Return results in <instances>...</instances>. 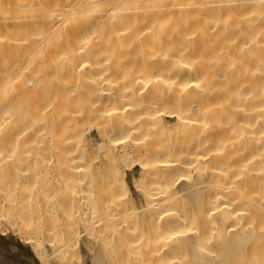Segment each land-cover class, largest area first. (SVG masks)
<instances>
[{"label":"bare ground","instance_id":"bare-ground-1","mask_svg":"<svg viewBox=\"0 0 264 264\" xmlns=\"http://www.w3.org/2000/svg\"><path fill=\"white\" fill-rule=\"evenodd\" d=\"M45 158L94 212L127 204L85 233L156 237L91 264H264V0H0V264H77L74 231L42 253Z\"/></svg>","mask_w":264,"mask_h":264},{"label":"rangeland","instance_id":"rangeland-1","mask_svg":"<svg viewBox=\"0 0 264 264\" xmlns=\"http://www.w3.org/2000/svg\"><path fill=\"white\" fill-rule=\"evenodd\" d=\"M83 129V128H82ZM90 129L85 127L84 132L88 133L90 132V135L92 136V141H95L94 138L97 137V132L95 129ZM82 143L79 145V149L81 154L83 155V157H86L87 155V150L86 147L83 145L85 139L84 136L81 138ZM94 144V142H92ZM159 144V143H158ZM93 147V146H92ZM86 150V151H85ZM115 154H113L114 159L106 156L103 153H99V157L97 159V162L94 166H96V173L98 178L100 180H102L100 182V184L103 185V182L105 181H109L110 179H113L114 176V168L116 167V165H118V157L119 154L117 153V151L114 152ZM118 154V155H117ZM116 158V159H115ZM121 166L124 170V174L131 186V190L132 193L134 195V201L132 202L133 204H129L130 209L131 207H141L142 205H144V196L142 193H139L133 186V182H134V177L139 173V167L138 166H131L130 163L128 162H122ZM157 171V173L155 172L156 175L153 176L154 179H158V176L160 177L161 175L160 172ZM60 174L57 173L56 169L52 168L48 159H43L42 160V166H41V171L39 172V186H38V218H39V222H40V228L42 231V235L43 237H45V239H43V248L44 250H42V253L44 254L45 251H48L45 253V255L50 254V252H52V245H51V241L48 239V237L50 238H54L56 239L58 236L57 234H61V236L63 238H69L70 237V233H72L73 231L75 232L74 235H76L77 237V243L75 247L77 248L76 251V258L74 263L76 262L77 264H91V257L92 255L94 256L95 254H101V253H105L106 251L108 252V250L110 251L112 248L115 249L117 248L118 250H127L129 246H136V245H145L146 241H150L147 243L150 244H154V242H152L149 239H154L156 238L155 236H152L151 234V227L149 225H142V226H131V227H125L122 226L121 230H119V235L117 233H115L116 231H112L113 234L109 233L106 236H100L98 237L95 234V237H92V234L90 236V234H88V232L85 233V230H83L84 228H86L85 226L87 225V220L89 219L87 218L89 215H93L95 212L93 211V209L91 210V205H90V201L88 197H85L83 195H80V193H72L67 191L64 186L63 183L61 181V178L59 176ZM156 177V178H155ZM97 178V179H98ZM98 179V181H99ZM218 179H220L218 177ZM100 187V186H99ZM102 188V187H100ZM105 189V188H104ZM99 188L95 191H98ZM105 191V190H103ZM109 191V192H108ZM102 193V189H100V191ZM106 194L110 195V190H107ZM106 194H104L105 196H107ZM103 195V194H102ZM143 202V203H142ZM107 203V202H106ZM105 202L101 203V209L102 211H106V204ZM188 203V202H187ZM185 203V204H187ZM106 206L105 208L102 206ZM109 204V203H108ZM190 204V202L188 203ZM125 207H120L122 208V210H120L119 208L115 209L114 205L113 206H109L110 207V212L107 211L105 212L106 215L108 214V216H111V218L113 217V220H116V222L118 220H120L122 217H120V219L118 218H114V216H112L111 214H119L117 213L118 211H122L125 213V210L123 211V208L126 209V205L122 204ZM192 205V203H191ZM108 207V208H109ZM112 207V208H111ZM184 207V206H183ZM182 210H189L188 214L190 213V215L193 214V210L191 207L189 208V205H186V209ZM193 207V205H192ZM104 208V209H103ZM128 208V206H127ZM100 209V208H99ZM99 209L97 215L94 214V217L97 216V218L101 217L102 215L105 216V214H102L100 212ZM115 209V210H113ZM129 209V208H128ZM192 209V211L190 210ZM118 210V211H117ZM127 210V209H126ZM94 213H91V212ZM100 211V212H99ZM117 211V212H116ZM138 211V217L141 218L142 214V220L146 218V215L144 214L145 212L143 211ZM191 211V212H190ZM116 212V213H115ZM187 212V211H186ZM91 213V214H90ZM104 213V212H103ZM110 213V214H109ZM142 213V214H141ZM98 214H102L100 216H98ZM124 215V214H123ZM123 215H119V216H123ZM145 216V217H144ZM93 217V219H94ZM125 217V215L123 216V218ZM96 219V218H95ZM86 220V221H85ZM148 220V219H145ZM144 220V221H145ZM110 221V220H109ZM86 223V224H85ZM0 231L4 233L5 237H7L9 239V237L13 238L10 240L13 241H19L20 240V236L19 234L8 224H3L0 226ZM81 232H83L81 234ZM78 233V234H77ZM80 233V234H79ZM94 235V234H93ZM79 238V239H78ZM158 239V238H157ZM79 240V241H78ZM155 241H157L156 239H154ZM153 240V241H154ZM76 242V241H74ZM47 243V244H46ZM50 245V246H49ZM48 246V247H47ZM102 248V249H100ZM89 250V251H88ZM102 251V252H101ZM210 254H213V250L211 248V251H208ZM215 252V251H214ZM79 255V256H78ZM80 258H78V257ZM185 258V259H184ZM183 260L185 261V263H188L186 261H188V257H184ZM54 258H52L53 260ZM82 259V260H81ZM79 260V262L77 261ZM81 260V261H80ZM89 260V261H88ZM54 261L59 262V260L54 259ZM89 263H88V262ZM183 263V264H185Z\"/></svg>","mask_w":264,"mask_h":264}]
</instances>
